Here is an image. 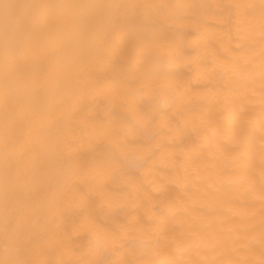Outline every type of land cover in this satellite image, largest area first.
Here are the masks:
<instances>
[{
    "label": "snow or ice",
    "instance_id": "obj_1",
    "mask_svg": "<svg viewBox=\"0 0 264 264\" xmlns=\"http://www.w3.org/2000/svg\"><path fill=\"white\" fill-rule=\"evenodd\" d=\"M131 8L139 14L120 21L121 32L135 29V40L125 43L119 53H106V59L118 64L120 72L111 86L122 93L131 108L118 111L106 104L95 114L81 111L83 97L76 91L66 109L65 124L73 142L89 145L86 152L57 151L52 160L55 172L62 175L59 189L50 186L47 196L57 202L55 209L44 213L39 206L21 205L13 197V177L19 166V149L25 136L24 121L18 115L19 92L23 85V50L27 36L38 39L45 28H59L69 18L81 34L91 31L96 18L77 16L78 9ZM172 9L190 10L191 15H176ZM259 25V184L251 165L250 139L252 122L248 119L253 105L241 99L233 123L236 140L230 150L236 155L239 170L247 181L246 192L252 201H259V245L261 259L250 260H151L135 258L139 251L147 255L152 247H163L170 256L188 253L193 245H185L175 235L170 217L183 211L168 203L173 199L168 185L156 186L145 182L144 176L162 173L166 168L180 170L183 160L172 150L169 139H191L192 127L186 119L194 107L183 94H172L161 101L153 85L171 77L172 66L179 59H188L207 77L224 78L217 62L209 63L208 56H200L199 43L193 40L208 26L222 30L228 54L224 66L230 67L239 80L254 82V67L247 53L257 43L256 24ZM242 18L248 23L241 27ZM109 37L105 35L107 45ZM213 61L217 58L211 54ZM0 92L3 97L4 155L2 175L4 184L2 231L4 243L0 264H264V0L253 3L214 4H54L45 2H12L0 0ZM197 75V84L199 83ZM189 86L191 81L187 82ZM255 94L254 88H249ZM164 105L163 107L161 105ZM203 115V114H201ZM195 118V117H194ZM83 178V183H81ZM174 182V181H173ZM122 203L112 208L111 202ZM75 202V203H73ZM110 211L105 213V209ZM127 209L124 216L119 213ZM103 214V219L101 215ZM251 215L255 216L254 210ZM33 220L60 230L58 238L68 243L81 240L97 258L44 259L47 232L36 231ZM57 221L60 223L57 224ZM87 226V227H86ZM254 228L253 226H249ZM157 232L152 245L142 239L143 234ZM183 235V234H181ZM205 247L215 248L222 238L211 233ZM196 244L195 247H199ZM124 252L125 258L119 257ZM132 257V258H128Z\"/></svg>",
    "mask_w": 264,
    "mask_h": 264
},
{
    "label": "bare ground",
    "instance_id": "obj_2",
    "mask_svg": "<svg viewBox=\"0 0 264 264\" xmlns=\"http://www.w3.org/2000/svg\"><path fill=\"white\" fill-rule=\"evenodd\" d=\"M18 2V0H12ZM25 2V0H19ZM27 2H45L54 4H214V3H253L259 0H27ZM140 10L131 8L78 9L75 15L96 18L90 32L81 34L79 27L69 18L61 21L59 28H45L38 39L27 36L24 40L25 62L22 64L23 85L19 92L18 115L24 121L25 136L19 149V166L13 177V197L21 205L39 206L41 211L50 214L57 202L47 196L50 186L57 189L63 183L62 175L55 172L52 164L57 151L86 152L89 145L73 142L69 137V127L64 123L66 109L76 91L83 97L81 111L95 114L106 104L118 111L131 108L126 97L119 93L108 81L120 72L118 64L109 62L106 53H119L125 43L135 40L136 29L129 25L128 31L121 32L119 23L126 17L139 14ZM176 15H191L190 10L172 9ZM241 27L247 29L248 23L242 18ZM259 25L256 24V46L246 55L254 67V82L239 80L230 67L224 66L227 53L222 30L208 26L193 37L198 42L200 56H208V62H217L224 78L207 77L203 69L188 59H179L172 66V76L158 80L153 88L161 101L172 94H183L194 112L186 119L192 127L191 139H169L173 151L183 160L180 170L166 168L162 173L144 176L145 182H156V186L167 184L173 199L168 201L173 209L184 210L170 217L175 224V235L185 245H193L188 253L170 256L163 247H152L147 255L137 252L135 258L166 260H250L259 261V201H252L246 192L247 181L239 170L236 155L230 145L236 140V126L233 118L238 111V104L243 99L253 105L248 119L252 122L253 135L250 139L251 165L255 170V180L259 184L260 138H259ZM109 37L108 44L104 37ZM217 58L213 61L211 54ZM199 83L197 84V75ZM0 69V79H2ZM191 81L192 85L187 83ZM255 89V94L249 92ZM3 97L0 92V166L4 155L3 140ZM164 106L163 104L161 105ZM203 114V115H201ZM195 117V118H194ZM174 181V182H173ZM83 183V178H81ZM4 184L0 167V253L4 236L2 231ZM75 203V202H73ZM122 203L111 202L112 208ZM256 211V215L251 213ZM105 209V213L109 212ZM127 209L119 213L124 216ZM103 219V214L101 215ZM60 222L57 221V224ZM250 228L249 226H253ZM36 231L47 232L44 241V259H80L97 258L95 251H89L81 240L62 242L54 226L33 220ZM87 227V226H86ZM211 233H216L222 242L215 248L205 247ZM183 234V235H181ZM157 232L145 233L142 239L153 244L161 236ZM196 244L200 246L195 247ZM125 258L122 250L119 257ZM132 258V257H128Z\"/></svg>",
    "mask_w": 264,
    "mask_h": 264
}]
</instances>
